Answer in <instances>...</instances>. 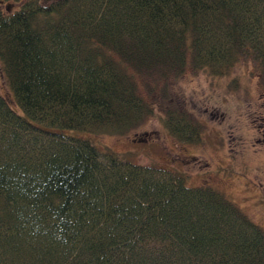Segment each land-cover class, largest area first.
Wrapping results in <instances>:
<instances>
[{"label":"trees","instance_id":"1","mask_svg":"<svg viewBox=\"0 0 264 264\" xmlns=\"http://www.w3.org/2000/svg\"><path fill=\"white\" fill-rule=\"evenodd\" d=\"M241 55L264 65V0H0V264H264V229L223 193L89 137L149 113L128 67Z\"/></svg>","mask_w":264,"mask_h":264},{"label":"rangeland","instance_id":"2","mask_svg":"<svg viewBox=\"0 0 264 264\" xmlns=\"http://www.w3.org/2000/svg\"><path fill=\"white\" fill-rule=\"evenodd\" d=\"M128 72L149 113L120 134L89 137L133 162L179 172L188 186L220 191L264 229V65L241 55L220 73L195 65ZM0 93L13 100L1 68ZM172 114L195 128L193 140L169 132Z\"/></svg>","mask_w":264,"mask_h":264}]
</instances>
